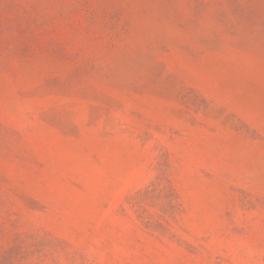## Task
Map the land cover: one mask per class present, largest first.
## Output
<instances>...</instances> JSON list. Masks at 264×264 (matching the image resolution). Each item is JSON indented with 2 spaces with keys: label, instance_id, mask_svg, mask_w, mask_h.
Instances as JSON below:
<instances>
[{
  "label": "rangeland",
  "instance_id": "374dc122",
  "mask_svg": "<svg viewBox=\"0 0 264 264\" xmlns=\"http://www.w3.org/2000/svg\"><path fill=\"white\" fill-rule=\"evenodd\" d=\"M0 264H264V0H0Z\"/></svg>",
  "mask_w": 264,
  "mask_h": 264
}]
</instances>
